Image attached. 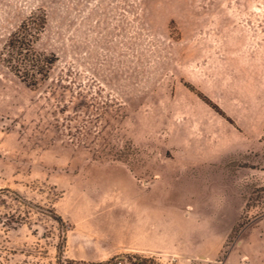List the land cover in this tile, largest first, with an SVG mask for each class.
Instances as JSON below:
<instances>
[{"label":"rangeland","instance_id":"374dc122","mask_svg":"<svg viewBox=\"0 0 264 264\" xmlns=\"http://www.w3.org/2000/svg\"><path fill=\"white\" fill-rule=\"evenodd\" d=\"M120 254L264 264V0H0V264Z\"/></svg>","mask_w":264,"mask_h":264},{"label":"built area","instance_id":"2783aa9c","mask_svg":"<svg viewBox=\"0 0 264 264\" xmlns=\"http://www.w3.org/2000/svg\"><path fill=\"white\" fill-rule=\"evenodd\" d=\"M164 255V254H162ZM166 257L154 256H136L133 254L115 255L107 260L105 264H178V256L176 254L167 255Z\"/></svg>","mask_w":264,"mask_h":264},{"label":"trees","instance_id":"16d2710c","mask_svg":"<svg viewBox=\"0 0 264 264\" xmlns=\"http://www.w3.org/2000/svg\"><path fill=\"white\" fill-rule=\"evenodd\" d=\"M27 45L29 46L28 40L23 34L21 35V37L18 34H14L8 44L9 47L12 46V48L20 52L23 50V48L27 47ZM32 65L33 66H25L22 72V77L23 79H25V81L35 80L37 79V75L40 77H45L47 75L48 66H36L35 64Z\"/></svg>","mask_w":264,"mask_h":264}]
</instances>
